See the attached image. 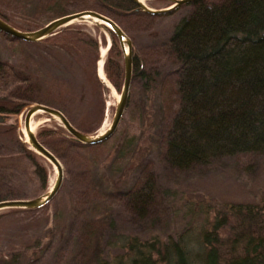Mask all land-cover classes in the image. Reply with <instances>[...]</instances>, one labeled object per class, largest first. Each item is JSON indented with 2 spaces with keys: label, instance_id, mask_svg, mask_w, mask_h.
I'll use <instances>...</instances> for the list:
<instances>
[{
  "label": "rangeland",
  "instance_id": "1",
  "mask_svg": "<svg viewBox=\"0 0 264 264\" xmlns=\"http://www.w3.org/2000/svg\"><path fill=\"white\" fill-rule=\"evenodd\" d=\"M54 1L0 0L1 19L19 31H36L54 18L49 9ZM144 2L152 10L171 5L162 0ZM190 11L192 4L143 21H129L125 29L133 55L145 58L156 72L152 89L144 90V81H132L128 104L115 134L96 145L99 148L83 152L87 162L94 165V190L84 197L76 196L74 182L68 176V169L71 171L74 164L65 156L59 159L62 185L47 206L28 213L0 212V264L11 262L14 253H20L21 264H82L74 239L83 220L96 224L93 256L85 261L92 264L96 255L105 257L108 252H118L107 245L115 235L141 240L154 236L166 240L186 233L194 237L203 221L199 213L203 209L264 201V155L225 158L184 172L175 171L162 161L163 131L177 108L172 85L179 65L169 56L156 53V49ZM110 42L108 30L91 23H75L39 43L17 41L0 32V62L8 67L6 79L0 82V105L23 106L19 115H8L4 127H0L2 195H15L10 200L36 199L45 195L56 180L54 167L30 150L46 171L47 184L42 185L34 162L16 143L17 140L29 148L23 119L31 106L60 109L71 125L88 135L108 128L122 88L121 85L118 90L98 77V62L103 59L105 63ZM107 47L102 56L101 49ZM31 124L36 135L42 129L56 131L60 127L66 131L59 121L45 114L34 116ZM5 126L15 129L8 132ZM52 141L57 143L56 139ZM148 169L156 179L159 206L148 222L141 223L123 212L116 197L130 190Z\"/></svg>",
  "mask_w": 264,
  "mask_h": 264
},
{
  "label": "trees",
  "instance_id": "2",
  "mask_svg": "<svg viewBox=\"0 0 264 264\" xmlns=\"http://www.w3.org/2000/svg\"><path fill=\"white\" fill-rule=\"evenodd\" d=\"M49 9L54 17L51 20L93 11L112 19L125 33L131 19L143 21L153 17L136 11L137 7L127 0H55ZM0 18L3 19L1 15ZM108 32L112 44L103 73L119 90L124 78L122 52L116 36ZM156 53L169 56L179 65L172 85L177 108L163 131L161 158L166 165L184 172L225 158L264 155V0H198ZM155 73L145 58L133 55L132 81H144V90L150 91ZM7 74L8 67L0 62V82ZM22 108L18 104L0 105V115L17 116ZM5 128L8 132L15 129ZM56 129H42L37 140L58 159L69 157L74 164L71 171L68 169L74 193L84 197L94 190L95 179L94 165L87 162L83 152L100 146L77 144L62 128ZM16 143L34 162L37 177L46 185L47 174L37 162L39 157L21 142ZM1 187L0 183V202L15 197L10 192L2 195ZM116 200L126 215L141 223L148 222L159 206L152 171L145 170L130 190L118 193ZM199 213L203 221L194 237L186 233L166 240L156 236L141 240L115 235L107 245L118 252H108L105 257L96 255L92 264H264V201L257 205L226 204L219 210L212 207ZM94 227L95 222L83 220L74 239L82 264L93 256ZM10 261L2 264H21L20 253H14Z\"/></svg>",
  "mask_w": 264,
  "mask_h": 264
},
{
  "label": "water",
  "instance_id": "3",
  "mask_svg": "<svg viewBox=\"0 0 264 264\" xmlns=\"http://www.w3.org/2000/svg\"><path fill=\"white\" fill-rule=\"evenodd\" d=\"M127 1L131 2L137 7L136 11L156 16L170 13L177 8L192 4L198 0H162L171 4L167 9L163 10H152L148 8L144 2L145 0ZM75 23H91L95 26L111 31L117 38L119 48L122 52L124 78L112 121L105 131L96 135H88L76 130L60 111L40 104L31 106L26 111L23 119V133L25 142L27 143L29 150L47 160V162H49L54 167L56 180L54 185L42 197L32 200H7L0 202V212L8 210L42 209L54 199L62 185V164L53 153H51L37 140L34 130L31 129V121L34 116L37 114H45L51 119L59 121L61 126L70 135L71 139L77 144L83 146H96L104 143L115 134L125 113L132 83L133 46L126 33L109 17L93 11H83L56 18L48 22L44 27L33 32L19 31L0 18V32L17 41L25 43H39L56 35L59 30ZM108 47L107 49H109ZM6 120L7 116L0 115V124H4Z\"/></svg>",
  "mask_w": 264,
  "mask_h": 264
},
{
  "label": "bare ground",
  "instance_id": "4",
  "mask_svg": "<svg viewBox=\"0 0 264 264\" xmlns=\"http://www.w3.org/2000/svg\"><path fill=\"white\" fill-rule=\"evenodd\" d=\"M104 30V29H103ZM107 51V48H102L101 49V54L102 56L104 55L105 56V53ZM103 60V59H102ZM100 60L98 62V77L100 78V80H102L103 82L107 83L106 82V79H105V76H104V73H103V61ZM33 124V123H32ZM31 124V129L34 130V126Z\"/></svg>",
  "mask_w": 264,
  "mask_h": 264
}]
</instances>
